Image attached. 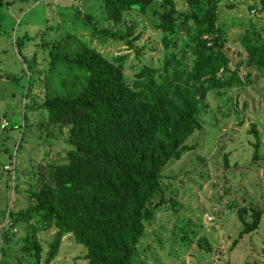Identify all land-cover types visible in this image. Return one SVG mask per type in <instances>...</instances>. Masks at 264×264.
I'll return each instance as SVG.
<instances>
[{"label": "trees", "instance_id": "16d2710c", "mask_svg": "<svg viewBox=\"0 0 264 264\" xmlns=\"http://www.w3.org/2000/svg\"><path fill=\"white\" fill-rule=\"evenodd\" d=\"M65 1L71 3L73 23L89 38L76 32L61 34L43 61L34 64L32 84L29 80L23 86L18 127L30 128L31 136L38 133L34 139L44 133L49 142H58L64 129L68 147L62 155L50 156L44 150L32 166L17 165L14 170L18 179L28 180L24 189L29 202L9 211L10 217L35 232L53 230L45 252L35 236L24 245L29 259L22 264H50L65 235L85 247L83 264H167L175 248L177 256L184 254L178 251L181 242H196L199 249L210 252L206 235L198 236L206 229L200 222L205 206L190 207V200L181 201L176 177L186 166V158H181L190 154L187 139L202 127L208 101L244 83L239 74L243 62L249 67L246 78L252 72L255 79L261 77L264 36L244 29L240 44L245 56L235 64L222 49L225 38L217 23V0H185L187 9L179 12L175 0L88 1L87 8L104 9L111 22L105 26L83 11L78 0ZM259 2L262 11L264 0ZM133 11L149 15L161 33L162 62L158 66L143 62L127 79L123 70L127 54L107 56L91 41L106 44L126 38L127 46L140 52L134 44L139 37L133 36L135 20L126 17ZM180 27L190 37L181 46ZM186 54L191 56L188 60L183 59ZM247 133L254 139L253 158L264 160V150L257 157L264 135L254 122ZM224 161L227 166L226 155ZM18 179L14 176L13 181ZM215 202L241 222L236 236L226 233L232 244L258 227L261 210L250 209L249 218L251 201L248 206L230 197L225 203ZM194 209L201 213L196 215ZM217 224L210 227L218 231ZM3 237L5 241L11 236L5 232Z\"/></svg>", "mask_w": 264, "mask_h": 264}, {"label": "rangeland", "instance_id": "374dc122", "mask_svg": "<svg viewBox=\"0 0 264 264\" xmlns=\"http://www.w3.org/2000/svg\"><path fill=\"white\" fill-rule=\"evenodd\" d=\"M88 1L78 0L79 7L87 13L91 12L100 26L111 24L106 20L104 9L92 5L87 8ZM175 1L178 12L187 9L185 0ZM69 4L65 0H0V124L7 122L5 127L0 128V264L27 262L29 256L23 250L24 245L35 236L45 252L53 235V230L35 232L25 222H14L13 217H10L9 211L25 207L29 202L26 204L24 189L28 180L19 178L20 182H14L10 178L11 174L3 170V165L12 163L14 159L16 167L20 165L18 168H29L44 150L50 156L55 153L62 155L68 147L64 141V129L60 132L58 142L56 139L49 142L45 140L44 133L34 139L32 136L38 133H32L31 136L30 128L23 131L18 125L22 122L25 102L23 86L29 80L32 84L34 64L43 61L46 52L48 54L63 33L76 32L78 36L89 38L86 30L73 23V9L68 7ZM260 6L259 0H217V23L222 27L225 38L222 49L235 64L245 56L240 44L244 29L253 28L264 36V10L259 11ZM92 8L96 10L92 12ZM126 14L129 22L130 18L135 20L133 36L138 34L139 37L134 44L140 52L129 48L125 43L126 38L106 44L94 39L91 45H95L107 56L126 53L123 70L126 78L132 79L143 62L153 66L161 64V33L154 29L149 15L143 16L136 11ZM181 28V37L177 39L179 46L190 41L188 33ZM111 30H115V27L112 26ZM15 39L19 41L16 44ZM190 57V54H186L183 59L188 60ZM248 69L245 62L240 65L239 74L244 79L242 85L208 101L209 108L203 110L201 116L202 127L187 139L190 154L181 158H186V166L178 171L176 177L179 183L177 194L181 201L190 200V207L203 209L205 206L206 213L200 216V222L206 229L202 233L199 229L198 236L204 237L205 234L207 238H204L212 244V250L207 252L199 249L196 242L190 245L181 242L178 251H185L184 254L177 256L175 248L172 257L167 256L170 258L167 264H264V160L259 159L258 166L259 163L252 156L254 139L247 133L250 122H254L260 134L264 135V72L258 79H255L254 72L246 78ZM46 73L48 78L51 77L48 71ZM58 133L56 131V135ZM260 139L262 150L257 157L264 150L262 135ZM36 140H40V143ZM16 175L15 179H18ZM229 197L247 206L252 202L253 206L248 207L247 212L249 218L250 209L259 208L262 215L258 227L246 235L251 237L244 236L235 244H232L233 238H228L226 233L236 236L235 232L240 229L241 222L235 220L234 216L230 217L224 204L215 202L216 199L225 203ZM212 203L216 205L213 210L210 208ZM194 213L197 215L201 211L194 209ZM206 216H212V220L208 221ZM215 221L219 224L215 226L218 231L210 227ZM5 232L11 237L4 241L2 235ZM84 250L85 247L71 235H65L58 256L50 264H83Z\"/></svg>", "mask_w": 264, "mask_h": 264}, {"label": "clouds", "instance_id": "9594fccd", "mask_svg": "<svg viewBox=\"0 0 264 264\" xmlns=\"http://www.w3.org/2000/svg\"><path fill=\"white\" fill-rule=\"evenodd\" d=\"M7 124L6 121H3L1 124H0V128H3L5 127V125ZM3 170H6L7 172H9L10 175V178L13 180L14 176L16 175V172H14L16 165H15V161L14 159H12V163H8V164H5L3 165ZM22 172V171H21ZM13 184V183H12ZM208 221L212 220V216H206L205 217Z\"/></svg>", "mask_w": 264, "mask_h": 264}, {"label": "built area", "instance_id": "2783aa9c", "mask_svg": "<svg viewBox=\"0 0 264 264\" xmlns=\"http://www.w3.org/2000/svg\"><path fill=\"white\" fill-rule=\"evenodd\" d=\"M252 11H253V9H252Z\"/></svg>", "mask_w": 264, "mask_h": 264}]
</instances>
